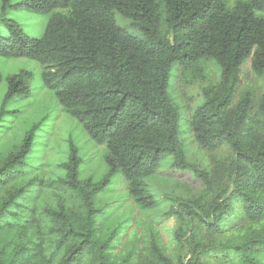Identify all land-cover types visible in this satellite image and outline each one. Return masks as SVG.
Wrapping results in <instances>:
<instances>
[{
    "label": "trees",
    "instance_id": "obj_1",
    "mask_svg": "<svg viewBox=\"0 0 264 264\" xmlns=\"http://www.w3.org/2000/svg\"><path fill=\"white\" fill-rule=\"evenodd\" d=\"M22 5L49 19L44 35L31 37L5 17L15 6L11 0H1L0 19L9 31L0 30V61L22 65L16 71L0 65V143L10 139L0 147V264H207L201 256L212 252L224 253L229 264H264V93L236 95L246 59L264 75V0ZM118 14L138 35L118 23ZM203 60L219 66L220 79L203 88L202 103L185 123L200 147L227 145L236 154L226 187L224 166L210 171L188 159L180 106L169 92L175 66L187 69ZM41 92L107 147L101 179L81 177L83 159L72 139L64 160L46 158L53 146L44 127L53 113L28 114ZM167 156L171 170L191 172L206 190H220L207 202L175 198L164 212L184 223L173 233L176 254L148 226L116 261L120 229L103 228L104 201L124 181L127 191L117 201L131 199L141 212L157 209L161 201L149 180ZM114 208L109 212L119 206ZM237 214L252 222L246 232L229 230V218ZM225 231V242L212 240Z\"/></svg>",
    "mask_w": 264,
    "mask_h": 264
},
{
    "label": "rangeland",
    "instance_id": "obj_2",
    "mask_svg": "<svg viewBox=\"0 0 264 264\" xmlns=\"http://www.w3.org/2000/svg\"><path fill=\"white\" fill-rule=\"evenodd\" d=\"M24 1L11 0V3L15 6L7 9L5 17L19 23L29 36L41 38L44 35L49 16L23 7ZM116 18L118 23L127 27L130 33L138 35L132 27L127 26V22L121 15L118 14ZM0 30L4 32L9 31L2 19H0ZM27 61L32 62V60ZM2 62L0 61V65L5 64L8 71H16L22 65V62L16 61ZM220 73L219 66L211 60H203L198 66L187 69L175 66L172 70L169 92L180 106V139L185 144L188 159L198 164L202 169L210 171L215 170L216 166H224L225 174L223 175L221 186L226 187L230 184V175L234 169L236 154L227 145H223L216 150H207L200 147L189 125L185 123V119L202 103L203 88L209 84L218 83ZM246 90L252 91L257 98L264 93V75L259 76L253 71L250 58L246 59L242 64L241 81L236 95L238 96ZM32 101L35 104L28 108L29 115L34 111L38 113V116L42 111L43 113H53L51 121L44 127V131L48 130L45 135L53 146V149L46 153V158L52 160V162L64 160L65 150L67 149L66 140L72 139L83 159L80 167L81 177L93 176L94 178L101 179L108 169L105 161L108 153L107 147L93 141L84 131L82 125L70 114L57 107L54 99L46 92L39 93ZM9 140L2 141L0 147H4ZM169 163H171V156H167L163 160L160 171L149 180L152 191L161 201L157 209L141 212L131 199L117 201V199H122V196L127 191L126 182L124 181L120 185L121 187H118L117 192L109 194L106 197L104 204L108 211H105L106 213L101 216L100 220L104 224V229L111 228L114 224L120 229V233L115 241L116 247L112 251L116 261H120L126 255L136 239V235L147 231L148 226H152L159 232L167 245L168 253L176 254L178 251L177 244L172 240L173 233L184 223L176 216L164 215V212L175 203V198L197 199L202 197V200L207 202L220 190H206L205 184L197 179L193 173L171 170ZM114 201H116L115 204H113ZM114 205L119 206V208L114 212H109V208H114ZM127 219L129 220L130 227L125 231L124 225ZM228 224L229 230L240 233L246 232L248 228L253 226L252 222L247 220L243 214L230 216ZM201 230L203 239L207 243L208 240L204 236V228L202 226L200 227ZM227 232L225 231L211 238L213 241L223 243L226 241ZM184 253L188 254L187 251H184ZM227 259L224 253H218V255L214 252L203 253L201 256V261L207 264H229L231 261Z\"/></svg>",
    "mask_w": 264,
    "mask_h": 264
}]
</instances>
